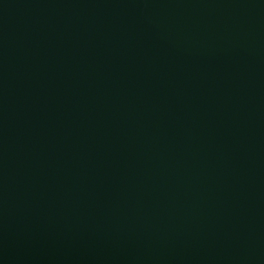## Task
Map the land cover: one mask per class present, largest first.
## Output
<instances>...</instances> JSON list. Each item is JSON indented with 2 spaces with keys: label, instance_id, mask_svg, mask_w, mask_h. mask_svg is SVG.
<instances>
[{
  "label": "water",
  "instance_id": "obj_1",
  "mask_svg": "<svg viewBox=\"0 0 264 264\" xmlns=\"http://www.w3.org/2000/svg\"><path fill=\"white\" fill-rule=\"evenodd\" d=\"M0 264H264V0H0Z\"/></svg>",
  "mask_w": 264,
  "mask_h": 264
}]
</instances>
